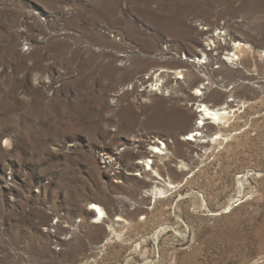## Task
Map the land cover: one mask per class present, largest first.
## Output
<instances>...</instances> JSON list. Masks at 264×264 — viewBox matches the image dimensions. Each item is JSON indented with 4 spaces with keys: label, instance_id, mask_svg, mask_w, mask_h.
Wrapping results in <instances>:
<instances>
[{
    "label": "rangeland",
    "instance_id": "374dc122",
    "mask_svg": "<svg viewBox=\"0 0 264 264\" xmlns=\"http://www.w3.org/2000/svg\"><path fill=\"white\" fill-rule=\"evenodd\" d=\"M224 31L241 68L202 47ZM262 50L264 0H0V264H264ZM196 100L233 110L204 126L226 138L184 140Z\"/></svg>",
    "mask_w": 264,
    "mask_h": 264
},
{
    "label": "bare ground",
    "instance_id": "6f19581e",
    "mask_svg": "<svg viewBox=\"0 0 264 264\" xmlns=\"http://www.w3.org/2000/svg\"><path fill=\"white\" fill-rule=\"evenodd\" d=\"M217 42H218V45H216L217 44L216 43L214 47H216V46H221L222 47L223 45L224 46L227 45L228 47H230L229 48L230 50L229 51H225L226 53H224V56L222 58V60H224L225 63H230L232 65L234 64L233 67H235V68L243 67V66H241L239 64H238L239 66H236L237 60H240V56H238L236 51H237V49L240 50L242 45L245 46V43H242L240 41L237 42V40H234L231 37L226 36L225 31L224 32H218V34H217ZM263 52H264V50H262V53ZM189 58L190 59H188V60L190 62H192L190 64L199 67L202 63L205 62L206 54L205 53H201L200 56L197 57V58H195V57H189ZM164 70L165 69H162V71H164ZM175 72H176V76L178 75L176 77L177 79H183V80L185 79V73H184L185 70H176ZM45 79H46V77H45ZM157 81L161 83L160 77H157ZM202 84H204V83H202ZM196 87L197 88L192 92V94L199 97V96H201L200 93H202V90H201L202 87L199 86V85L196 86ZM203 87H206V85H204ZM206 88H207V91H208V87H206ZM165 89H167V88H165ZM164 91H161L160 93L161 94L162 93H167V92H164ZM195 108H196V113L198 112V117L196 118V121H195L196 127L186 134L188 137L186 136L187 138H185V139H193V136H195L196 138H195L194 142L198 141L200 143L201 142L206 143V142H211L210 141L211 139H215V140L221 139L222 140V138H226L227 134H224L222 131L214 132L211 135H207V134H204L202 132V129H203L204 126H206V124H211L213 126H218L219 127V124H222L220 122H228L231 119L229 114H233L232 113L233 110L229 109L228 105L226 103L224 105H222V106H217L216 107V106H212L211 104L206 103V102H200V103H198L196 105ZM198 108H199L200 112L197 110ZM204 120H208V121H204ZM200 125L202 126L201 128H199ZM222 126L224 127L225 125L222 124ZM153 147L155 148V150L153 151L154 153L161 154L163 148L159 146V143H158V146L154 145ZM165 148H166V146H165ZM112 156H115V154L110 155L109 159ZM143 160L141 161V163L144 162V166H143L144 167V171H152L154 173L153 174L154 177H156V176L160 177V174L152 166L153 160L150 159V158H145ZM138 163H140V161ZM135 175H137V174H135ZM166 183H168L169 186H166ZM163 184L164 185H162V184L154 185L150 190H148L149 194L154 195L156 198L157 197L160 198V197H163L164 194H161L160 196H159V194L160 193H166L169 190L168 187H172V188L176 187V185L173 184L170 180L164 182ZM156 191H158V192H156ZM90 204H91V206L89 207V209L93 211L92 221L94 223L103 222L105 220V218L108 217L107 212L105 211V209L102 206H100L99 204L95 203V202H91ZM118 219H119V217H118ZM110 229H111V231L113 233H115V230H114L113 227H110Z\"/></svg>",
    "mask_w": 264,
    "mask_h": 264
},
{
    "label": "built area",
    "instance_id": "2783aa9c",
    "mask_svg": "<svg viewBox=\"0 0 264 264\" xmlns=\"http://www.w3.org/2000/svg\"><path fill=\"white\" fill-rule=\"evenodd\" d=\"M202 24H197V26H198V29L199 30H206L207 29V27L206 26H201ZM218 34V33H217ZM217 34H215V33H212L211 35H212V37H214V39L212 38H210V39H206L205 41H203V45H202V47H203V49H206V50H210V49H212L214 46H215V41H217ZM209 37H211L210 35H209ZM205 51V50H204ZM206 52V51H205ZM204 52V53H205ZM157 54L158 55H161V56H163V57H171L169 54H171V53H169L168 52V49H167V45H166V43H163V45L161 46V49H159L158 51H157ZM205 63V62H204ZM204 63H202V64H204ZM178 76V75H177ZM207 82H204V84H202L203 86L206 84ZM201 84H195V85H193V91L197 88L196 87V85L198 86H201L202 88H201V90H202V93H200V95L201 96H196V95H193L194 97H196V98H200V97H202L203 95H205L206 93H207V88L206 87H203ZM128 88L129 89H134L135 91H136V93H137V95H139V96H143V95H145V94H156V93H158V94H161L160 92L161 91H164V90H166L165 88V85H163L162 83H160V82H158V81H156V80H154L153 79V76L151 75V74H144V73H141L140 75H138L135 79H134V81L132 82V84H130L129 86H128ZM163 89V90H162ZM199 101H201V100H199ZM198 103H200V102H198L197 100H196V102H194V104H193V106H195V105H197ZM202 126L200 125L199 126V128H201ZM203 131H205L204 130V127H203V129H202V132ZM187 136V135H186ZM185 136V137H186ZM184 140L185 141H188L187 139H185L184 138ZM114 153H116V155H117V152H114ZM113 153V154H114ZM110 156V155H109ZM109 156H108V158H109ZM116 157V158H115ZM114 159V162H113V164H114V166H117L115 169H113L114 167L110 164V168L113 170V171H118L119 170V168H121L122 169V167H120V159H119V157L118 156H112L111 158H110V160H113ZM107 162H109L108 160H107ZM112 173H114V172H112ZM116 174V173H115ZM114 174V175H115Z\"/></svg>",
    "mask_w": 264,
    "mask_h": 264
}]
</instances>
